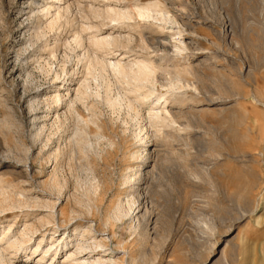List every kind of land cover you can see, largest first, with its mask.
Segmentation results:
<instances>
[{
	"label": "rangeland",
	"instance_id": "rangeland-1",
	"mask_svg": "<svg viewBox=\"0 0 264 264\" xmlns=\"http://www.w3.org/2000/svg\"><path fill=\"white\" fill-rule=\"evenodd\" d=\"M73 1L66 17L79 20L77 29L97 24L88 1ZM133 1L121 5L131 9ZM151 1L168 11V24L155 14L153 22L136 20L134 28L146 26L143 33L132 22L125 32L109 22L100 28L137 38L128 60L136 51L157 62L166 58L169 69L179 62L192 69L179 95L187 99L171 109L176 122L158 134L146 106L137 123L125 107L112 110L103 100L76 103L74 111L65 103L55 112L50 97L57 87L45 70L63 66L70 73L81 67L84 51L75 50L78 56L54 46L57 59H37L46 37L55 36H34L43 0H0L4 261L35 264L45 252L42 264H74L67 254L81 248L84 258L104 254L111 260L106 264H264V0L138 2ZM177 39L185 44L181 52ZM158 73L156 93L169 96L172 72ZM77 127L85 133L82 144L73 135ZM10 241L22 242L10 247Z\"/></svg>",
	"mask_w": 264,
	"mask_h": 264
},
{
	"label": "bare ground",
	"instance_id": "bare-ground-1",
	"mask_svg": "<svg viewBox=\"0 0 264 264\" xmlns=\"http://www.w3.org/2000/svg\"><path fill=\"white\" fill-rule=\"evenodd\" d=\"M68 1L69 0H43V2H42V0H41V2H42V4L40 3L41 6H37V5L36 6L40 7V12L38 15L43 18L42 19L43 21H41V20L36 21L35 20V23L33 24V26L36 30L35 35H34L36 37V39H41L42 37L47 36L48 33L55 32V36L53 35L54 37L52 39H50L51 34L50 35L48 34V36H50V37H48V38L46 37L45 41L43 40L44 41L43 42L44 43L43 48L44 47L45 48L37 51V53L35 52V54H36L35 57L37 59L46 61V59L49 55H50L51 59L52 58L54 59L56 57L58 58L57 54H55V51H57L56 47H59V46L65 47V49L68 50L69 53L71 51L73 53V52H75V50L77 52L78 49L79 50L82 49L84 51L83 53H81L80 59H78V60H80L79 62L81 63V67L80 68L77 67V69H74L70 73H68V70L63 66L61 68L59 67L60 69H57L58 71L55 69L54 72H52L53 69L51 72L45 70L48 75H53L54 79L52 81V84H54V85L52 87H54V88L57 87V89H55L52 92L53 95H51V97H50V99L52 101L51 103H53L56 107L55 112L58 113V111L60 110L59 107L63 106V104L65 105V103H66V105H68V108L71 111H74V109H75L74 107L77 106V105L75 106L76 103H79V102L85 103V101H87L88 99L103 100L102 102H104V104L106 103L107 107L109 106L112 110H117L119 108L125 107L130 114L129 116L132 117L134 121H136L135 123H137L141 119L143 120V118H141V116L144 115L143 114V108H144V106H146L147 107V113H146L147 118H146V120L149 122L148 124L150 126H152L151 128H153V127L156 128V130H155L156 134H158L160 132V129H161L160 127H164V128L165 127H167V128L172 127V125L176 121H175V118L173 116L174 114H173L171 109H174L173 107L180 106L184 103L186 97L183 98V96L181 97L179 95L181 93L180 92L181 89L189 86L187 81H185L186 83L184 82V77H185V75L187 76L189 73H192V72H190V70H192V69L189 70L188 69L189 67L187 68L186 66H183L185 68L180 67L181 62H179V64L177 63L175 65V63L173 64L174 60L170 59L172 61L171 65L172 64L174 65L173 68L170 67V69H171L170 70L169 67H166L167 65L165 66V64H164L165 61L167 62L166 58H161V60L162 59L165 60V61L162 60L163 63H161V60L157 62L156 60L150 59V57H145V55L140 56L138 54L140 56L139 57L137 54L136 55L134 54V53H136V51L133 53V56L134 57L137 56V57L134 58L133 60L131 58H130L131 60H128V59H126V57H127L126 55H128V53L130 54V52L132 54V52L134 51V50L131 51L132 50L131 47H132V44H134L133 40L136 41L137 38H136V40L134 38L132 40V37L129 34L128 35L125 34V36L120 34V32L123 30L125 32V29L129 30V31L133 30L131 27L133 26V28H134V26H135L134 24L137 25V23H136L137 19L146 20V22H147V20H149L150 18L152 19L155 14H159V16L162 17V22L165 19H167V21H164V22H166L168 24V18L169 17L166 18L168 11L165 13V10L164 11L160 10V4H161V3H159L160 1L159 2L158 1H153V2L151 1L147 4L141 5L138 2L139 0H134L135 2L133 1L134 2L133 5L130 4V5H132V8L130 9V8H127L126 6L121 5V4H123V5L125 4V0H86L89 2V6H88L89 7V13L88 14L91 16L93 21L97 20L100 22L98 23L96 21L95 23H97V24H93V25H89L90 23L89 24L87 23L88 26L86 24L87 27L84 26L85 28H83L82 30L81 29L79 30V28L78 29L76 28V27H78L80 22H78L79 20L76 18L77 16L75 17V14H74V17L78 21H75V19L73 20V18H72V20L70 19L71 17L69 14L71 12L73 14V11L70 12V10H72V9L70 8L71 6H70V4H68L69 3ZM99 4H103V6H99ZM25 7H27V6H25ZM80 8H82V7H80ZM83 12L84 11H82V13ZM32 13H33V11H32ZM26 14H28V13L23 11L21 15L24 16ZM66 16L67 17L69 16L70 18L68 19ZM89 17H87V18L89 19ZM32 18L33 17H31L30 19H32ZM82 19H83V17H82ZM153 19H155V18H153ZM153 19H152V22H153ZM160 20H161V18L158 21H160ZM93 21H91V23ZM102 22L103 23L109 22L107 24L112 25L111 29L117 28V30H118L120 28L121 31L118 34L107 33V32L102 33L103 29L100 28V27H102L101 26ZM131 22L133 23L132 26H130ZM143 22H145V21H143ZM142 24L143 23H141V26H138L139 28L140 27L143 28L142 32H141L142 28L140 30H138L137 26H136L137 29L134 28L133 31L136 30L137 32L139 31V32L143 33L146 26L144 28V26ZM160 24H164V23L160 22ZM167 24H164V25H167ZM104 25H106V24H104ZM104 25H103V27H104ZM146 25H148V24H146ZM148 26L150 27L149 29L152 30L153 28H155L157 31V27H155L154 24H153V28H151L152 25L150 26V24ZM109 27H107V28H109ZM167 27H168V25H167ZM87 30H91V31L93 30L94 31V33L90 36V38L83 37L84 36L83 34ZM106 30H108V29H106ZM171 30L169 32L170 34H171ZM82 31H84V33ZM161 31H162V29H161ZM173 31H172V33H173ZM109 32H111V31L109 30ZM148 32H150V31H148ZM131 34H132V32H131ZM138 35L140 37L142 34L141 35L138 34ZM143 36H141V37H143ZM144 37H143V39L142 38H139V39L144 40ZM84 38L86 40L88 39L87 42L85 41ZM156 39H158V38H156ZM51 41H53L54 43H50ZM147 41H146V43H147ZM175 41H177V45H175V47L180 52L183 51L184 45H185L183 40L177 39ZM139 42H140L139 45L142 44L143 47H146V46H144L145 44L143 42L142 43H141V41H139ZM172 43H174V42H172ZM52 44H55V45H53V47H52ZM162 44L167 45L166 42L162 43ZM54 46H56V47H54ZM147 47H148V45H147ZM146 48H141V49L146 50ZM31 49H32V47H31ZM66 50H65V52H66ZM79 52H81V51H79ZM14 53H16L15 56L17 57L18 52L15 50L11 51V54H14ZM72 55H74V57H77L78 54L76 56H75V54H72ZM130 55H128V57ZM32 56H33V54H32ZM64 56H67V55H64ZM78 56H80V55H78ZM133 56H132V58H133ZM155 57H156V55H155ZM167 58H168V56H167ZM50 61H48V59H47V64ZM56 61L59 62L58 60H56ZM38 65H40V64H38ZM38 68H39V66H38ZM48 70H49V68H48ZM43 71H44V69H43ZM158 72H160L162 74H163V72L167 73L170 77L172 75V78H169V80H167L170 82L169 85L167 84V86L169 87L168 88L169 93H170L169 96H167L168 93L166 95H164V94L162 95L161 93L160 94L156 93L157 91H156L155 86L157 85L156 83L158 82V81L156 82V76H157ZM168 72L169 73L172 72V74L170 75ZM63 74H65V77L67 76V78H65L63 76L65 78V80L61 79ZM94 82H95V87H96L95 91L93 90L94 88H92V83H94ZM115 88L117 89V96L116 97L113 96V90H115ZM64 93H66V94H64ZM66 98H67V100H66ZM93 107H95V106L93 105L92 109H94ZM75 117H76V115H75ZM58 118H60L59 115H58ZM138 125H139V123H138ZM140 129H142V128H140ZM73 131H74V133H73L74 138H76L78 140V142L80 144H82L83 140H84V134H85L83 132V130H81L80 128L77 127ZM71 132L72 131H70V133ZM139 134H140V131H139ZM164 135H165V133H164ZM74 138L72 137V139H74ZM83 147L85 148V145H83ZM132 173H133V171H132ZM52 204L53 203H51V205L49 204L50 206L47 205V207H49V209L50 208L53 209V211H52V214H53L56 206L54 204L53 205ZM38 207H42V206H38ZM54 216L55 215L53 214L52 218H55ZM89 231H90V229H89ZM21 240L23 241V238ZM22 241H10L9 243L7 242V244L10 247H13V246L15 247L16 245H18ZM99 247L103 248L104 245L102 243H97L96 248H99ZM39 249H40V247H37V249L34 250L33 254L38 252ZM47 250H49V249H47ZM81 250L82 249L80 248V249L75 250V252H73V253L67 254L68 258L72 259L74 264L75 263H79V264H86V263L87 264H106V263H109L111 261L110 259L107 260L105 258L106 256L104 254L102 256H100L99 258H95V256L84 258V256H81V253H84ZM42 253H43V256L41 255V257H39V259L37 261H35L36 262L35 264H42L44 262L46 254H44L45 252H42ZM0 256H1V254H0ZM2 258H4V257H0L1 264H13L11 261H4L5 258L4 259H2ZM29 259H31V258H29ZM24 262L26 263L27 260ZM112 264H113V260H112Z\"/></svg>",
	"mask_w": 264,
	"mask_h": 264
}]
</instances>
